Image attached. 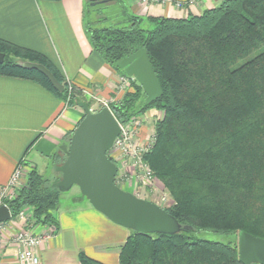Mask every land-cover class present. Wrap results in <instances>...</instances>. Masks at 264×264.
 Returning a JSON list of instances; mask_svg holds the SVG:
<instances>
[{
  "label": "trees",
  "instance_id": "1",
  "mask_svg": "<svg viewBox=\"0 0 264 264\" xmlns=\"http://www.w3.org/2000/svg\"><path fill=\"white\" fill-rule=\"evenodd\" d=\"M86 14L84 9V19ZM125 17L127 27L92 29L84 23L85 31L92 51L128 79L117 64L139 49L147 53L161 97L146 104L142 88L132 80L110 111L119 123L147 111L163 114L143 159L171 199L163 210L182 230L174 235L130 231L118 263L242 264L237 240L222 244L197 239L193 232L236 237L245 232L264 239V0H223L186 18ZM144 22L151 29H142ZM0 53V76L32 81L67 105L76 106L83 97L71 84L68 91L63 76L41 54L2 40ZM19 61L42 64L63 89L55 90ZM59 178L29 170L13 199L5 201L11 218L29 209L34 225L57 230L63 193L52 185ZM78 259L102 264L83 252Z\"/></svg>",
  "mask_w": 264,
  "mask_h": 264
},
{
  "label": "crops",
  "instance_id": "2",
  "mask_svg": "<svg viewBox=\"0 0 264 264\" xmlns=\"http://www.w3.org/2000/svg\"><path fill=\"white\" fill-rule=\"evenodd\" d=\"M156 1L150 5L138 0L121 2L130 14L142 18H186L223 0H198L190 5L189 0ZM85 5L86 0H0V40L41 54L66 83L109 98L122 75L92 51L84 26ZM77 102H84L83 97ZM77 102L67 105L32 81L0 76V189L18 165L26 172L35 169L47 179L57 177L62 146L84 116ZM79 197L74 194L71 205H59L56 234L35 248L39 264H80L79 252L102 264H119V249L130 230L110 222ZM43 229L38 225L30 230L36 234ZM19 251L6 243L0 264H19Z\"/></svg>",
  "mask_w": 264,
  "mask_h": 264
},
{
  "label": "water",
  "instance_id": "3",
  "mask_svg": "<svg viewBox=\"0 0 264 264\" xmlns=\"http://www.w3.org/2000/svg\"><path fill=\"white\" fill-rule=\"evenodd\" d=\"M90 5L104 0H88ZM4 55L0 53V64ZM20 67L35 70L61 91L59 84L42 64L17 63ZM127 77L133 78L142 88L146 104L158 100L162 91L145 49H139L117 64ZM84 116L73 130L67 145L62 146L65 159L55 168L60 174L53 187L65 193L76 186L90 206L110 222L141 234L174 235L182 228L165 210L154 203L140 199L119 188L115 182L117 168L107 153L119 135V124L112 112L102 108L91 112L84 102H77ZM11 215L6 205L0 206V223ZM238 260L242 264H264V239L245 232L237 234Z\"/></svg>",
  "mask_w": 264,
  "mask_h": 264
},
{
  "label": "rangeland",
  "instance_id": "4",
  "mask_svg": "<svg viewBox=\"0 0 264 264\" xmlns=\"http://www.w3.org/2000/svg\"><path fill=\"white\" fill-rule=\"evenodd\" d=\"M139 2V0H138ZM90 5L89 2H86ZM140 3V2H139ZM124 3L118 2H109L103 3L100 2L97 5H87L85 10H87V14L85 16V24L92 29H103V28H124L128 26L126 22V14H130L126 9H123ZM127 12H126V11ZM126 12V13H125ZM142 29L149 30L151 29V25L144 22L141 25ZM258 52H254L252 56L256 55ZM116 90V89H115ZM127 87L121 90H116L115 94L110 96L109 98H101L96 95V101L90 100L87 97H83V101L85 104L89 106V109H92V112H97L104 108V105L100 102H106L109 106L110 104L119 102L121 100L124 92H126ZM118 93V94H117ZM95 94V93H94ZM113 101H112V100ZM100 101V102H99ZM163 117L161 112H152L147 111L143 114H139L129 118L126 122L120 123L123 125H127L130 128V132L133 135L134 145L140 149L141 160L143 163L150 169L148 164L144 161L143 157L147 154L150 148L153 145L154 141V125L157 121H159ZM67 145V144H66ZM108 157L117 167V178L116 185L123 189L124 191L131 193L137 198L149 201L151 203L156 204L162 209L169 208L170 205V197L162 183L152 175V179L148 182L141 183L138 179L132 178L130 174L129 165L126 164V159L124 158L117 149H111L108 152ZM58 163H60L58 161ZM27 170H25L26 172ZM151 171V169H150ZM152 173V172H151ZM47 176H50V172H47ZM74 194H79V190L76 186H73L69 191L63 193L59 200V205H71V201ZM80 200L87 202V200L80 195ZM90 205V204H89ZM16 219H12V231L7 232L8 237H12L15 233L19 231L18 224L15 223ZM27 226V224H26ZM38 226V225H34ZM14 229V231H13ZM193 236L197 239H203L211 242H217L222 244H230L237 240L236 236L231 234H220L214 233L210 231H194Z\"/></svg>",
  "mask_w": 264,
  "mask_h": 264
},
{
  "label": "built area",
  "instance_id": "5",
  "mask_svg": "<svg viewBox=\"0 0 264 264\" xmlns=\"http://www.w3.org/2000/svg\"><path fill=\"white\" fill-rule=\"evenodd\" d=\"M195 1L198 0H189L188 4H193ZM139 2L143 5L157 3L156 0H139ZM132 80L134 79H128L122 76L120 78L119 85L115 89L122 91L123 88L128 87L129 82ZM67 84L68 91L70 92L71 85L69 83ZM82 96L87 97L90 100H97L96 95L91 91L82 90ZM100 103L104 105V108L110 110V105L108 106L106 102ZM89 110L92 112V109ZM118 124L120 129L119 135L114 140L111 149H117L124 158H127L126 164L129 165L132 178L138 179L141 183L148 182L152 179V173L141 160V154L139 152L140 149L134 145L133 135L130 132L128 124L123 125L119 122ZM26 173L27 172H25L22 165H18L16 167V169L11 174L8 183L0 189V206L5 205V201L13 199L15 192L22 186L21 179L26 176ZM117 175L118 172L114 179L115 184ZM30 214L31 213L29 209H24L18 213V215L15 217V223L18 224L19 231L12 237H8L7 239L6 234L7 231H9L8 226L12 227V218H10L8 222H6L7 225L6 223H0V251L5 247L6 243H11L20 248V251L18 252L19 264H39V258L35 253V248L39 246L43 241L49 240L56 234L55 228L49 226L44 227V229L39 233H32L30 229L34 226V221L31 219Z\"/></svg>",
  "mask_w": 264,
  "mask_h": 264
}]
</instances>
